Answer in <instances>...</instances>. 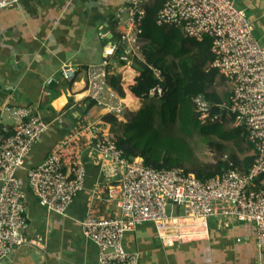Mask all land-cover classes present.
Instances as JSON below:
<instances>
[{
    "label": "built area",
    "instance_id": "built-area-1",
    "mask_svg": "<svg viewBox=\"0 0 264 264\" xmlns=\"http://www.w3.org/2000/svg\"><path fill=\"white\" fill-rule=\"evenodd\" d=\"M20 1L0 0V9ZM152 1L128 0L118 8L114 19L125 30L105 44L107 56L100 63H64L59 67L63 78L74 82L79 77L85 96L119 120L125 108L132 109L125 101L124 85L133 82L136 75L125 77L124 70L133 59H139V25L145 5ZM157 23L176 25L198 40L205 36L211 39L214 59L210 68L220 71L231 92L229 104L222 107L233 116L234 126L246 130L254 160L246 171L230 168L201 180L181 169H156L142 158H126L113 136H96L94 152L119 169L118 183L107 189L117 212L107 217L86 216L81 221L82 232L97 247L98 264H139V254L123 245L125 233L137 225L152 223L161 241L172 244L199 234L197 227L205 222L195 223L190 218H230L254 225L257 250L264 259V47L254 37L245 10L232 0H163ZM119 67L123 70L118 71ZM117 71L122 74L124 95L109 84L110 76ZM156 90L161 92L160 87ZM194 102L199 118H207L209 104L203 96H195ZM11 114L14 124L7 129L0 113V261L14 248L32 242L24 234L25 192L16 173L49 127L39 114L27 108H15ZM71 164L65 169L53 152L26 171L30 191L46 210L64 214L83 188V165L79 161ZM258 179L262 185L253 188Z\"/></svg>",
    "mask_w": 264,
    "mask_h": 264
},
{
    "label": "crops",
    "instance_id": "crops-1",
    "mask_svg": "<svg viewBox=\"0 0 264 264\" xmlns=\"http://www.w3.org/2000/svg\"><path fill=\"white\" fill-rule=\"evenodd\" d=\"M127 1L21 0L0 9V113L4 126L12 128L11 111L19 107L39 114L49 125L16 173L26 190L21 188L26 200L24 234L32 242L11 250L0 264H98L97 247L83 234L81 221L89 215L107 217L117 212L107 189L118 183L119 169L101 160L93 148L94 137L112 136V132L110 124L101 120L107 112L94 104L88 106L81 79L63 78L59 67L100 63L107 56L105 44L125 30L114 17ZM232 1L245 10L254 37L264 47V0ZM146 42L138 38L139 60ZM134 60L138 59L124 70L125 77L138 73ZM50 77L53 80L48 81ZM131 83L124 85V97L136 109L139 100L128 89ZM209 88L219 95L220 104L228 100L230 86L221 74ZM53 152L65 169L79 161L85 171L83 188L64 214L46 210L27 187L26 171ZM241 154L237 152L239 158L250 156L253 150ZM261 185L258 179L252 187ZM190 220L205 222L203 227L198 225L195 237L166 244L154 225L144 222L125 233L123 245L139 254V264H264L252 223L214 217Z\"/></svg>",
    "mask_w": 264,
    "mask_h": 264
},
{
    "label": "trees",
    "instance_id": "trees-1",
    "mask_svg": "<svg viewBox=\"0 0 264 264\" xmlns=\"http://www.w3.org/2000/svg\"><path fill=\"white\" fill-rule=\"evenodd\" d=\"M162 3L163 0H153L145 5L139 25V37L147 42L140 49L142 59L133 61L138 73L128 85L130 93L139 100L138 108H125L122 120L111 113L104 114L101 120L110 124L113 138L126 158H142L153 168H177L201 180L230 168L246 171L254 155L239 158L237 152L245 153L252 145L244 127L234 126L233 116L222 107L229 104L231 92L228 100L220 104L219 95L209 88L215 76L221 74L218 69L210 68L214 59L211 39L205 36L198 40L185 35L176 25L158 24L157 12ZM109 84L124 95L120 75L110 76ZM157 87L161 88L160 93ZM197 95L209 104V116L204 121L199 118L194 102ZM87 99L88 106L95 105ZM220 115L228 118L232 127L224 128L222 122H212ZM193 131L220 153L213 162L200 161L194 156L188 139ZM230 140L232 144H227Z\"/></svg>",
    "mask_w": 264,
    "mask_h": 264
},
{
    "label": "rangeland",
    "instance_id": "rangeland-1",
    "mask_svg": "<svg viewBox=\"0 0 264 264\" xmlns=\"http://www.w3.org/2000/svg\"><path fill=\"white\" fill-rule=\"evenodd\" d=\"M225 116L228 117L229 115H227L225 113ZM216 117V116H215ZM202 121L205 120V118H200ZM212 122H222V125L224 128H230V123H229V119L223 118V115L219 116L217 119L215 118L214 121ZM112 135V133H111ZM113 136V135H112ZM213 139H215L214 137H212ZM189 141L192 145V151L194 156L200 160V161H205V162H213L215 159L218 158V156L220 155V153L215 149L210 147L206 141L204 140V138L202 136L199 135V133L197 131H193L190 135H189ZM227 144H232V140L226 142ZM243 143V142H240ZM237 147V145H235ZM234 146V147H235ZM248 150H246L245 152H247ZM240 155H242L240 153Z\"/></svg>",
    "mask_w": 264,
    "mask_h": 264
}]
</instances>
